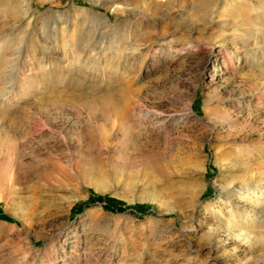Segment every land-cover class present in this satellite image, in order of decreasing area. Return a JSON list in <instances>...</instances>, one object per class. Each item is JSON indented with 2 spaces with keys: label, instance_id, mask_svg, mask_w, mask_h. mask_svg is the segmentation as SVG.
I'll return each instance as SVG.
<instances>
[{
  "label": "rangeland",
  "instance_id": "obj_1",
  "mask_svg": "<svg viewBox=\"0 0 264 264\" xmlns=\"http://www.w3.org/2000/svg\"><path fill=\"white\" fill-rule=\"evenodd\" d=\"M0 215V264H264V0H0Z\"/></svg>",
  "mask_w": 264,
  "mask_h": 264
},
{
  "label": "bare ground",
  "instance_id": "obj_2",
  "mask_svg": "<svg viewBox=\"0 0 264 264\" xmlns=\"http://www.w3.org/2000/svg\"><path fill=\"white\" fill-rule=\"evenodd\" d=\"M65 32V31H64ZM63 44V43H62ZM64 45V44H63ZM61 58L62 59H64L65 60V55H66V51H65V48L63 49V48H61ZM86 75V74H85ZM84 76V75H83ZM88 76V75H87ZM92 77V76H91ZM246 189L241 193V195H240V197H242V196H244V195H246L249 191H250V187L249 186H246L245 187Z\"/></svg>",
  "mask_w": 264,
  "mask_h": 264
},
{
  "label": "trees",
  "instance_id": "obj_3",
  "mask_svg": "<svg viewBox=\"0 0 264 264\" xmlns=\"http://www.w3.org/2000/svg\"><path fill=\"white\" fill-rule=\"evenodd\" d=\"M98 199H104L107 202L108 207H112V205L118 203V201L111 199L109 197H106V198L98 197ZM0 218H6V217L3 215H0Z\"/></svg>",
  "mask_w": 264,
  "mask_h": 264
}]
</instances>
